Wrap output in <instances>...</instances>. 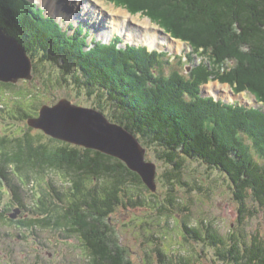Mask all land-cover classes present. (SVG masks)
I'll return each mask as SVG.
<instances>
[{
	"label": "trees",
	"instance_id": "16d2710c",
	"mask_svg": "<svg viewBox=\"0 0 264 264\" xmlns=\"http://www.w3.org/2000/svg\"><path fill=\"white\" fill-rule=\"evenodd\" d=\"M130 1L120 0L134 13H148L153 8L150 16L154 22H160L156 9L166 4L188 17L191 26L214 29L209 36L214 32L227 34L237 45L245 46L249 53L245 57L256 59L264 71V0ZM165 23L162 25L167 32L196 50L210 49L211 67L200 64L189 75L177 70L166 74L163 52L128 43L120 47L122 39L117 35L109 43L95 37L89 41L90 30L81 20L77 26L70 23L72 34L29 0H0V24L7 33L17 38L40 65L50 62L57 66L59 79L68 83L74 80L78 90L89 94H105L112 106L111 120L147 145L156 144L159 158L171 166L172 178L181 182L186 161L198 160L227 174L241 211L249 198L264 206V163L253 152L264 155L263 107L201 95L208 75H214L234 84L237 90H250L264 103V91L248 77L250 60L229 50L225 42H211V38L202 41L197 34L181 32L175 24ZM188 59L193 61L191 53ZM232 59L233 66L227 61ZM224 65L231 70H225ZM99 107L105 111L101 104ZM54 140L58 145L45 144L30 134L11 142L0 138V173L14 166L26 185L42 178L46 171H61L74 185L66 206L50 208L48 202H41L34 214L25 216L22 211L14 221L21 229L30 225L66 227L69 238L75 234L83 239L88 255L85 264H130L121 244L112 238L108 218L124 205V196L133 197L128 186L145 185L141 176L117 157ZM140 201L131 199L128 204ZM183 227L191 238L215 247L218 258L227 264H264V237L260 234H253L250 240L242 232L243 237L237 232L225 237L211 225L203 235L186 219Z\"/></svg>",
	"mask_w": 264,
	"mask_h": 264
},
{
	"label": "rangeland",
	"instance_id": "374dc122",
	"mask_svg": "<svg viewBox=\"0 0 264 264\" xmlns=\"http://www.w3.org/2000/svg\"><path fill=\"white\" fill-rule=\"evenodd\" d=\"M29 1L42 8L46 16H51V13L57 15L68 8H73V11L70 10L67 13L68 18L71 19L70 23L81 20L85 29H90L91 39L95 37L96 40L109 42L112 38L106 40L103 38L104 34L116 35L115 32H118L117 36L122 39L119 46L124 47L126 43L145 45L143 43L147 41L145 37L154 38L156 44L159 45L154 49L148 47L149 49H160L164 52L171 49L172 51L164 54L162 59L167 60H164V64L167 63L165 64L166 74L177 70L184 75H189L192 69L200 64L210 68L211 50H196L189 42L172 36L162 25V23L166 24L165 21L175 24L181 32L197 34L202 41L212 39L211 42L215 43H217L216 40L219 43L225 42L229 50L242 57L248 53L245 46L237 45L235 40L223 32H216V34L214 32L212 36H209L210 32L215 31L214 29L206 31L207 27L191 26L188 17H183L180 13L170 10L166 4L158 6L156 14L160 22H154L150 16L154 13L153 8L149 9L148 13L146 10H138L134 13L130 11L127 4H122L120 0L118 3L117 0ZM151 1L146 0L148 4H151ZM64 3L65 6H63ZM76 15V19H72ZM70 23L63 24V27H68ZM74 25L77 24L74 23ZM132 35L136 41L132 39ZM138 37L139 39L144 38L143 41H139ZM230 46L236 47L231 49ZM239 50L242 52L238 53ZM189 52L195 58L194 62L186 58ZM32 60L35 61L32 80L20 79L16 83L0 82V138H8L11 142L17 137L30 134L31 137L34 136L45 144L58 145L55 138L52 139L53 137L42 129L31 127L28 118L38 116L41 105L55 104L61 98H68L78 105L97 109L101 104L105 108L103 112L111 120L112 106L105 94H89L86 90H78L74 85V80L68 83L59 79L58 74L60 73L57 66L50 62L40 65L33 56ZM249 60L248 77L264 91V71L259 69L256 59ZM227 61L231 66L235 62L233 59ZM223 67L225 70L230 69L225 65ZM208 76V81L201 86V95L213 96L227 102H238L247 106L263 107L264 111V103L257 99V96L250 90H237L234 84L222 81L218 76ZM246 141L252 144L249 138H246ZM140 142L146 147V160L154 162L157 166V190L155 192L150 190L146 184L128 186L130 192H133V197H129L128 194L124 196V205H119L108 218L112 238L121 244L122 252L130 264H227L218 258L215 247L210 244L205 245L202 241H196L185 232L184 219L197 228L196 230H202L203 235L204 230L210 231L213 225L225 237L238 231L242 232L247 240H250L253 234H260L264 237V206H260L249 198L244 211H241L242 206L235 198L227 174L198 160L188 159L182 169L180 182L170 176L171 166L159 158V147L154 143L147 145L142 139ZM253 152L256 159L264 163V155ZM60 172L48 171V176L44 173L40 186L32 184L31 188H29L30 184L24 186L20 177H15L14 180L19 186L18 191L21 194L24 191L22 194L24 200L31 204L35 201L34 198L39 196V191L45 192L48 187L52 192L56 190L74 192L73 183ZM45 178L47 181L44 182ZM3 184L0 178V212L4 214L3 221L0 222V233H4L6 226L16 228L8 221V214L5 213L8 204L14 208L20 207L17 201H15L16 205L11 203L13 194L11 191L8 193V189L6 190ZM170 189H172L171 192ZM140 198L142 202L134 205L128 204L131 199L141 200ZM13 213L16 218L21 217L18 209L13 210ZM26 229L30 230V227L20 228V232H25ZM32 229L27 238L22 237L21 241L16 239L17 242L10 247L13 257L19 260V264L87 262L83 258L87 250L80 237L67 239V244L63 238L57 236V233L61 234L57 228H54L56 230L38 229L37 227ZM63 229L69 233L65 228ZM12 238V236L8 237V241H12ZM7 250L5 243H0V264L8 258ZM26 251L29 252L25 253Z\"/></svg>",
	"mask_w": 264,
	"mask_h": 264
},
{
	"label": "water",
	"instance_id": "95a60500",
	"mask_svg": "<svg viewBox=\"0 0 264 264\" xmlns=\"http://www.w3.org/2000/svg\"><path fill=\"white\" fill-rule=\"evenodd\" d=\"M33 69L32 57L24 45L0 24V82L32 80ZM28 121L31 127L55 139L119 158L141 176L150 190H157V166L146 160V147L136 134L110 120L103 111L61 98L55 104L41 105L38 116Z\"/></svg>",
	"mask_w": 264,
	"mask_h": 264
},
{
	"label": "flooded vegetation",
	"instance_id": "af4514ba",
	"mask_svg": "<svg viewBox=\"0 0 264 264\" xmlns=\"http://www.w3.org/2000/svg\"><path fill=\"white\" fill-rule=\"evenodd\" d=\"M9 168H7L6 170H4L3 172L0 173V178L2 179V181L4 183L3 184L4 188L6 190L8 189V193H10V191H11V193L13 194V196H12L13 197V202H11V203L14 204V205H16L17 202H18L17 205H19L20 207L19 208H14L11 204H8V207L5 209V213L8 214V221L11 222V225L12 226H15L16 228H19V229L13 228L11 226H6V230L4 231V233H2V232L0 233V243H2V242L5 243V247L8 248V250L6 252L8 258L4 259L3 264H19V260H16L13 257V255H12L13 252H12V249H10V247H13V244L17 242L16 239L18 241H21L22 240V237L23 238L24 237L27 238L28 237V233L33 230L32 228H34V226H31L30 225V230L26 229L25 232H20V228H21L20 225L16 221H14V220H18L19 218H16L15 217V215L13 213V210L18 209V212L21 213L20 216H22V214L24 212L26 213L25 216H28L31 212H32L31 214H34L35 210L37 209V206H39V204L41 202H48L50 208L53 207V205H58L59 207H63V206H66V203L68 201V194L70 192H63L61 190H56V191L52 192L49 189V187H48V190H46L45 192L44 191H41V192L39 191V196L37 198H34L33 197L35 199V201H32V203L30 204V203H28V202H26L24 200V198L22 196V194L24 193V191H23L22 194L18 191L19 186H18V184L14 180L15 177H20L22 179V182H23V177L20 175L19 171H17L15 169L14 166H12L10 169ZM49 171H51V170H49ZM47 172L48 171H46L45 173H47ZM48 175L49 174L47 173L46 176H48ZM40 181H41V178L39 180L33 179L32 182H29V184H30V187L29 188L33 187L32 184H34L35 186L36 185H39L40 186ZM45 181H47L46 178H45L44 182ZM51 182H53V181H51ZM29 184L24 185V183H23L24 186H27ZM48 185H49V181H48ZM59 196L61 197V199L58 198ZM0 200H1V198H0ZM15 201H17V202H15ZM22 211H23V213H22ZM0 214H2V216H4V214L2 213V211L0 212ZM11 219H13V220H11ZM2 221H3V219L1 217L0 222H2ZM14 222H16V224ZM27 228H29V227H27ZM37 228L39 229V228H44V227H37ZM63 228L66 229V227H61V229L60 228H57L61 232L60 235H58V233H57V236H59L60 238H63L64 241H65V243L68 244L67 239L68 240H71L73 238H79L80 237V236H77L75 234H71L72 237L69 238L68 233H66ZM45 229H48V230H56L53 227H45ZM237 234H239V237H243L242 236V233L240 231H238ZM10 236L13 237L12 238V241H8V237H10ZM28 252L29 251H26L25 253H28ZM87 256L88 255L86 254L85 257H83V258L86 259ZM43 260H44V257H43ZM65 264H68V263H65ZM77 264H85V263H83V262H77Z\"/></svg>",
	"mask_w": 264,
	"mask_h": 264
},
{
	"label": "bare ground",
	"instance_id": "6f19581e",
	"mask_svg": "<svg viewBox=\"0 0 264 264\" xmlns=\"http://www.w3.org/2000/svg\"><path fill=\"white\" fill-rule=\"evenodd\" d=\"M52 1V0H51ZM126 12V11H125ZM129 14V13H128ZM127 14V15H128ZM73 15V14H72ZM128 16H130V15H128ZM70 18V17H69ZM71 22H73V21H71ZM63 29H66V28H63ZM89 29V28H88ZM90 30V29H89ZM116 31H120V30H116ZM70 33H73V30L70 32ZM91 37V36H90ZM113 37V35L112 34H104V37L103 38H106V40H109V39H111ZM132 39L133 40H135L136 41V39L134 38V36L132 35ZM143 37V36H142ZM142 37H140V39H139V37H138V39H139V41L140 40H142L143 41V39L144 38H142ZM91 38H89L88 40H90ZM145 39H147V41H146V43H145V41L143 42L146 46H148V47H150V48H157V46L159 45H157L156 44V41H155V39L154 38H152V37H150V36H148L147 38L145 37ZM136 43V42H135ZM154 46V47H153ZM169 51H171V49H168ZM172 52V51H171Z\"/></svg>",
	"mask_w": 264,
	"mask_h": 264
}]
</instances>
